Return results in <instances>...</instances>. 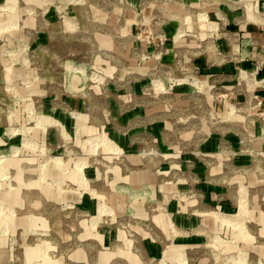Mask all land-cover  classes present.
Listing matches in <instances>:
<instances>
[{
    "label": "rangeland",
    "instance_id": "rangeland-1",
    "mask_svg": "<svg viewBox=\"0 0 264 264\" xmlns=\"http://www.w3.org/2000/svg\"><path fill=\"white\" fill-rule=\"evenodd\" d=\"M216 3L0 0V264H264V193L245 182L228 210L203 188L223 155L264 147L233 129L238 151L199 160L221 124L264 114L175 47L218 51ZM146 241L163 255L140 253Z\"/></svg>",
    "mask_w": 264,
    "mask_h": 264
},
{
    "label": "crops",
    "instance_id": "crops-1",
    "mask_svg": "<svg viewBox=\"0 0 264 264\" xmlns=\"http://www.w3.org/2000/svg\"><path fill=\"white\" fill-rule=\"evenodd\" d=\"M131 1L137 2V0ZM186 1L195 3L197 0ZM217 1L215 8L210 9V14L214 20L213 25L219 30V35L216 37L218 51L215 54L197 55L188 48L187 51H183L184 48L178 45L175 47L179 48V51L182 49L180 53L187 54L183 59L179 56V61L192 63L197 78L207 86L212 83L217 84V82L220 86L234 84L237 103L243 105L245 111L264 114V0ZM177 26L167 27L171 35L174 34ZM197 30L200 29L197 28ZM177 38L178 36L175 35L174 41H170L168 46L173 47L174 43H178L179 39ZM172 59V55H168L165 61L171 63ZM251 99L254 101L252 106L249 104ZM246 104H249L250 107ZM261 123L264 124L263 119L254 120L250 123L221 124L220 137L212 136L204 142L206 153H210V155L205 154L199 160L211 163L212 153L219 147L224 150V147L232 146L238 151L239 145L243 141L235 135H228V131L233 129L240 131L241 135L244 130H248L252 134L251 138H253L251 144L258 147L257 150H259V148L264 147V125ZM224 131L226 132L224 133ZM222 158H224V163L219 172L208 176L210 177L209 185L203 186L211 200L217 192L222 193L223 205L226 209L231 210L235 206L233 203H237L242 198L241 194L247 190L245 182L256 189L257 193L261 194V191L264 193V157L253 155L252 158H249L245 157L243 153H236L235 157L226 156L225 158L223 155ZM235 191L236 194H234ZM202 210L198 209V212ZM254 210L263 214L264 217V207L259 201L255 202ZM191 221L196 222L195 218ZM191 221H188V224H191ZM159 222L162 224L160 219ZM179 222L181 223L180 220ZM113 236V234L106 233L104 239H112ZM187 242V247H191L190 244H195L197 240H188ZM178 244L171 248V252L168 251V256L171 255L173 258L174 254L175 257L178 255V252L175 253L179 250L177 249ZM144 247L140 246V253H143L144 249L151 255L158 257L164 253V248L153 242L146 241ZM86 255L92 257L91 252H87ZM86 255L77 251L73 258L84 260Z\"/></svg>",
    "mask_w": 264,
    "mask_h": 264
}]
</instances>
